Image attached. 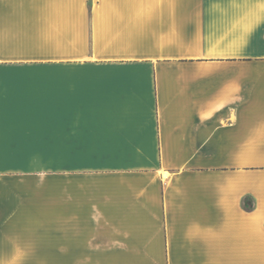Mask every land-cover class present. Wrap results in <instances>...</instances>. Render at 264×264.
Here are the masks:
<instances>
[{
	"label": "crops",
	"instance_id": "obj_1",
	"mask_svg": "<svg viewBox=\"0 0 264 264\" xmlns=\"http://www.w3.org/2000/svg\"><path fill=\"white\" fill-rule=\"evenodd\" d=\"M0 264H264V0H0Z\"/></svg>",
	"mask_w": 264,
	"mask_h": 264
},
{
	"label": "trees",
	"instance_id": "obj_2",
	"mask_svg": "<svg viewBox=\"0 0 264 264\" xmlns=\"http://www.w3.org/2000/svg\"><path fill=\"white\" fill-rule=\"evenodd\" d=\"M244 204H245L246 207H252L253 202H252V200L250 198L245 197Z\"/></svg>",
	"mask_w": 264,
	"mask_h": 264
}]
</instances>
